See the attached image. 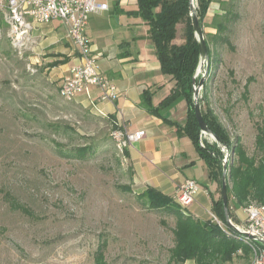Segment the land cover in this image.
<instances>
[{"label": "rangeland", "instance_id": "374dc122", "mask_svg": "<svg viewBox=\"0 0 264 264\" xmlns=\"http://www.w3.org/2000/svg\"><path fill=\"white\" fill-rule=\"evenodd\" d=\"M225 10L235 15L226 32L231 45L210 44L217 62L208 66V76L206 61L199 63L197 76L230 136L240 137L246 154L258 158L254 122L264 125V0H212L204 38L216 32L215 17ZM22 52L13 53L0 39V264H93L100 237L108 240L107 264H168L174 218L138 198L110 136L115 125L64 101L59 80L44 65L27 66ZM78 146L92 152L79 158L64 151ZM233 214V223L245 221ZM247 263L245 255L227 264Z\"/></svg>", "mask_w": 264, "mask_h": 264}, {"label": "crops", "instance_id": "0c3cea01", "mask_svg": "<svg viewBox=\"0 0 264 264\" xmlns=\"http://www.w3.org/2000/svg\"><path fill=\"white\" fill-rule=\"evenodd\" d=\"M98 1L107 3L108 8L90 16L86 34L101 72L118 87L119 96L113 102L98 101L97 89L92 87L72 102L89 108L98 117L110 119L115 126L145 131L144 137L133 142L127 153V165L137 193L153 187L173 196L184 180L194 179L199 189L186 212L202 220L209 219L210 213H214L213 201L220 197L216 179L211 177L210 168L192 140L171 124H184L185 100L172 103L159 110L160 115H155L146 110L141 97L143 91H149L151 105L157 107L169 95L174 82L161 73L153 41L148 35L149 27L137 12V0ZM208 10L206 15H209ZM1 28L0 39L7 40L2 21ZM183 37L181 23H178L174 42L182 43ZM23 52L28 53L27 66L44 65L50 77L59 80L58 88L62 77L78 59L65 27L58 20L39 25L33 32L32 43ZM56 61L59 64L53 65ZM206 138L210 141L208 136ZM230 205L233 213L243 217L240 207L233 201Z\"/></svg>", "mask_w": 264, "mask_h": 264}, {"label": "trees", "instance_id": "16d2710c", "mask_svg": "<svg viewBox=\"0 0 264 264\" xmlns=\"http://www.w3.org/2000/svg\"><path fill=\"white\" fill-rule=\"evenodd\" d=\"M212 0H195L196 14L201 27ZM137 12L148 25V35L153 41L157 60L160 64L161 73L167 75L174 85L157 107L151 105L149 91H143L141 97L145 102L148 112L160 115L159 110L181 99L185 100L187 113L184 124L171 122L178 129H182L195 144L199 155L206 161L211 170V177L218 179V187H221L222 167L225 152L228 153L226 160V191L228 200L229 216L236 219L230 201L236 207H241L249 202L264 203V125L255 121L256 135L254 139L255 150L260 153L259 157H249L241 143L240 137L232 138L228 129L220 121L210 107L207 96V84L202 85L199 98L201 114L209 131L217 137V141L200 138L201 130L196 120L193 108L194 86L199 80L194 76L200 63V49L198 40L194 35L191 24L189 0H137ZM235 17L230 11L216 16L213 28L215 33L207 34L204 39L207 48L208 66L217 62L210 46L230 44L227 35L228 25ZM184 23V41L180 44L174 42L177 32V24ZM59 62H53L57 65ZM210 70L206 75L210 74ZM247 84L245 91H247ZM224 149V150H223ZM67 155L86 157L92 152L89 146H78L64 150ZM128 151H125L127 155ZM131 172V170L129 169ZM138 198L144 199L148 208L162 210L168 216L174 218L172 234L174 245L170 249L168 264H185L187 260H193L194 264H227L230 263L236 250L242 247L239 234L226 223L221 197L213 201V212L226 224L220 227L210 218L199 219L194 215L182 210L173 200V196L163 194L159 190L148 187L137 194ZM162 225H166L161 220ZM108 240L100 237L93 254V264H107L105 251ZM244 251L247 248L243 246Z\"/></svg>", "mask_w": 264, "mask_h": 264}, {"label": "built area", "instance_id": "2783aa9c", "mask_svg": "<svg viewBox=\"0 0 264 264\" xmlns=\"http://www.w3.org/2000/svg\"><path fill=\"white\" fill-rule=\"evenodd\" d=\"M107 8V3L98 0H0V20L10 46L20 53L32 43L33 32L39 25L53 20L60 21L78 57L61 79L58 90L60 97L69 102L94 87L97 89L98 101L113 102L119 96V89L101 72L97 56L92 54L86 34L90 16ZM144 134L142 129L129 131L121 126H115L110 131L111 139L123 163L127 162L125 151H128L133 142L141 140ZM207 136L211 137L204 132L200 134L201 139H207ZM210 141H214L213 138ZM224 152L225 160L228 153L226 150ZM198 189L194 179H186L176 189L173 200L186 212ZM240 208L245 215V221L241 224L233 223L231 218L230 221L248 253L245 254L242 246L233 255H247V264H264V203L251 201ZM210 219L220 227H226L214 213H210Z\"/></svg>", "mask_w": 264, "mask_h": 264}, {"label": "water", "instance_id": "95a60500", "mask_svg": "<svg viewBox=\"0 0 264 264\" xmlns=\"http://www.w3.org/2000/svg\"><path fill=\"white\" fill-rule=\"evenodd\" d=\"M189 7H190V14L189 15L191 18L192 28L194 30V35L198 40L199 49H200V64L203 63L204 61H206V70H205L206 71L205 75H206V73L208 71L207 48H206L205 41H204L205 38H204V34H203V28L201 27V25L199 23L198 16L196 14L195 0H189ZM199 68H200V66H198V68L196 70V74L194 76V83H195V77H196V75H198ZM203 83H204V78L201 77L194 86V93H193L194 114H195L196 120L199 124L201 132H204V133L210 135L213 138V140L217 141V137L209 131L206 123L204 122V120L202 118V114H201L199 98H200V91L202 89ZM227 157H228V154L224 160L223 167H222L220 197L222 200L223 211H224L226 223L228 224V226L234 228V226L231 224V221H230L229 210H228L227 191H226L227 182H226V164L225 163H226Z\"/></svg>", "mask_w": 264, "mask_h": 264}]
</instances>
